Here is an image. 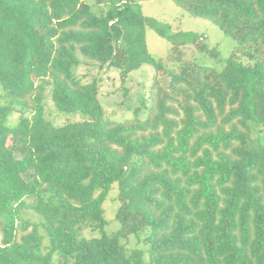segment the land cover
<instances>
[{
	"label": "trees",
	"instance_id": "1",
	"mask_svg": "<svg viewBox=\"0 0 264 264\" xmlns=\"http://www.w3.org/2000/svg\"><path fill=\"white\" fill-rule=\"evenodd\" d=\"M172 1L235 39L222 70L180 62L199 35L138 0H0V264H264V0ZM148 28L171 63L146 53ZM88 61L122 80L151 64L145 116L103 118L97 78L73 70Z\"/></svg>",
	"mask_w": 264,
	"mask_h": 264
},
{
	"label": "rangeland",
	"instance_id": "2",
	"mask_svg": "<svg viewBox=\"0 0 264 264\" xmlns=\"http://www.w3.org/2000/svg\"><path fill=\"white\" fill-rule=\"evenodd\" d=\"M91 6L93 11H98L100 7L106 9L109 0H85ZM141 5V11L144 15L154 17L162 23L169 24L173 32H187L189 34L199 35L195 43L186 42L180 46V62H192L195 64H205L222 70L227 57L235 47V39L223 31L212 21L191 16L188 11L175 4L172 0H138ZM102 8V9H103ZM204 44L206 51H201V45ZM145 51L148 54L162 60L165 64L171 63L169 46L167 38L158 35L153 29L146 30L144 40ZM76 75L82 82L97 78V99L101 106L103 118L115 121H121L124 118L133 116L137 112L138 116H145L146 106L148 105V90L151 84L154 69L147 62L139 63L131 68L125 80L120 77V69L115 66L100 67L96 62H86L73 68ZM2 88L0 87V93ZM47 118L55 123H63L72 119L59 114L53 107L50 99H45ZM22 114L15 109L6 119L8 125L14 124ZM25 114H27L25 112ZM78 117V116H77ZM79 119V118H77ZM117 193L116 184L110 191L107 198L102 203L104 217L106 219L105 230L107 233L116 231L119 222L115 219V213L118 208V202L115 200ZM27 217L35 219L31 212ZM87 236H97L98 232L91 233L89 229L84 231ZM126 242L128 248H144L142 241L131 237Z\"/></svg>",
	"mask_w": 264,
	"mask_h": 264
}]
</instances>
